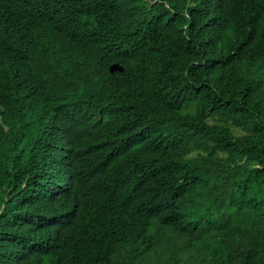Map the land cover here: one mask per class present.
<instances>
[{
  "label": "trees",
  "instance_id": "obj_1",
  "mask_svg": "<svg viewBox=\"0 0 264 264\" xmlns=\"http://www.w3.org/2000/svg\"><path fill=\"white\" fill-rule=\"evenodd\" d=\"M0 264H264V0H0Z\"/></svg>",
  "mask_w": 264,
  "mask_h": 264
},
{
  "label": "water",
  "instance_id": "obj_2",
  "mask_svg": "<svg viewBox=\"0 0 264 264\" xmlns=\"http://www.w3.org/2000/svg\"><path fill=\"white\" fill-rule=\"evenodd\" d=\"M110 73H114V72H122L123 69L119 66V65H112L109 69Z\"/></svg>",
  "mask_w": 264,
  "mask_h": 264
},
{
  "label": "clouds",
  "instance_id": "obj_3",
  "mask_svg": "<svg viewBox=\"0 0 264 264\" xmlns=\"http://www.w3.org/2000/svg\"><path fill=\"white\" fill-rule=\"evenodd\" d=\"M191 1H193V0H186V2L187 3H189V2H191ZM208 1H210V0H208ZM184 16H189V14L188 13H184L183 14ZM184 23H186V22H184ZM183 29H187V27H186V24H183ZM113 65H116V64H113ZM118 65V64H117ZM112 66V65H111ZM110 66V67H111ZM122 68V67H121ZM110 69V68H109ZM9 171H11V170H9Z\"/></svg>",
  "mask_w": 264,
  "mask_h": 264
}]
</instances>
